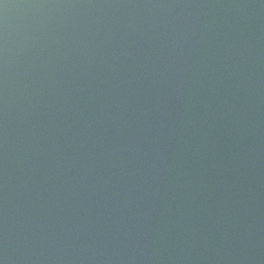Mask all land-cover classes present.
<instances>
[{"label": "water", "instance_id": "water-1", "mask_svg": "<svg viewBox=\"0 0 264 264\" xmlns=\"http://www.w3.org/2000/svg\"><path fill=\"white\" fill-rule=\"evenodd\" d=\"M0 264H264V0H0Z\"/></svg>", "mask_w": 264, "mask_h": 264}]
</instances>
